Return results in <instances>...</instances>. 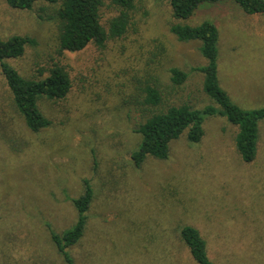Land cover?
I'll return each mask as SVG.
<instances>
[{"label": "rangeland", "instance_id": "rangeland-1", "mask_svg": "<svg viewBox=\"0 0 264 264\" xmlns=\"http://www.w3.org/2000/svg\"><path fill=\"white\" fill-rule=\"evenodd\" d=\"M59 2L20 10L0 0V39L36 41L8 62L32 79L59 64L72 85L61 100L39 99L52 125L32 132L0 71V264H65L49 232L75 222L70 198L82 192L83 179L94 198L84 236L69 248L76 264H196L178 235L184 224L199 230L215 264H264V119L249 163L235 147L237 126L218 114L204 117L199 142L186 133L172 140L166 159L147 157L135 167L131 158L134 130L151 112L216 105L202 90V73L192 71L206 64L199 42L178 41L173 23L213 22L220 86L243 109L264 106V12L246 14L223 0L179 21L168 0H136L124 36L60 53ZM117 13L102 0L105 29ZM172 67L188 73L183 84L171 82ZM144 83L160 91L159 106L137 103Z\"/></svg>", "mask_w": 264, "mask_h": 264}, {"label": "trees", "instance_id": "trees-1", "mask_svg": "<svg viewBox=\"0 0 264 264\" xmlns=\"http://www.w3.org/2000/svg\"><path fill=\"white\" fill-rule=\"evenodd\" d=\"M14 9L30 10L38 0H5ZM56 2V0H49ZM118 13L107 23V29L101 23L100 8L102 0H60L56 9L58 19V50L78 52L89 43L99 48L106 41L124 36L130 28V12L136 0H111ZM175 19H189L203 4H217L223 0H168ZM246 14L264 12V0H232ZM170 32L181 42L198 41L201 55L206 64L193 67L192 71L202 73V90L216 105L193 108L189 104L171 105L165 110H156L140 123L135 132L139 142L131 153L135 167H139L147 157L166 159L172 140L186 133L190 143L199 142L204 134L205 116L218 114L226 117L237 126L234 143L242 161L252 162L257 154L259 123L264 119V106L256 109H243L235 104L227 92L220 86L217 73V53L219 33L215 24L204 20L198 25L177 22L169 27ZM36 45L29 36L12 35L0 39V71L11 92L15 108L22 116L25 125L32 132L52 125L50 118L39 108V99L45 97L58 101L67 96L71 89L69 73L63 66L54 64L49 74L40 79L25 78L8 62V59L23 55L27 46ZM170 80L174 85H181L188 73L178 67L169 69ZM137 100L141 105L157 107L162 98L156 86L144 83ZM94 198V190L88 179L82 180V192L71 197L75 210L73 225L58 233L50 229V238L65 264H76L69 248L84 236L88 223V210ZM181 242L187 247L190 257L196 264H215L208 256L207 244L199 230L190 225L180 226L178 231Z\"/></svg>", "mask_w": 264, "mask_h": 264}]
</instances>
